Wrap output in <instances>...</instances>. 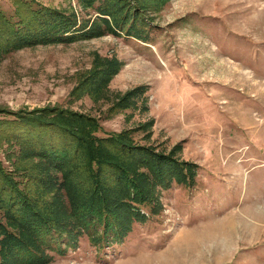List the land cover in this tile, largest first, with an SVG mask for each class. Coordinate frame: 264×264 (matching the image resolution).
Returning <instances> with one entry per match:
<instances>
[{
  "label": "rangeland",
  "instance_id": "374dc122",
  "mask_svg": "<svg viewBox=\"0 0 264 264\" xmlns=\"http://www.w3.org/2000/svg\"><path fill=\"white\" fill-rule=\"evenodd\" d=\"M27 1L74 14L77 24L64 34L79 31L68 43L0 49L2 174L46 199L61 182L56 166L73 152L66 138L15 117L43 109L94 118L99 136L125 132L136 153L173 151L193 173L150 179L148 192L133 193L135 202L129 195V213H118L120 223L115 216L108 230L89 216L75 218L70 244L40 237L42 252L55 256L46 264H264V0ZM17 10L0 0L11 25ZM105 60L119 66L99 85ZM13 204L0 205V231L16 233L5 215L18 210Z\"/></svg>",
  "mask_w": 264,
  "mask_h": 264
},
{
  "label": "trees",
  "instance_id": "16d2710c",
  "mask_svg": "<svg viewBox=\"0 0 264 264\" xmlns=\"http://www.w3.org/2000/svg\"><path fill=\"white\" fill-rule=\"evenodd\" d=\"M13 2L18 7V21L11 25L0 14V37L7 33L12 34L8 39L1 38L0 49H3V45H7L10 50L31 47L44 41L68 43L77 38L75 33L79 30H74L73 34H64L68 33L65 32L66 28L70 31L76 26L74 14L66 16L53 10L33 9L27 0ZM20 10H27L28 16L25 17ZM98 20L99 24L109 28L107 20ZM95 30L101 31L98 27L90 28L92 32ZM45 31H52L54 34H42ZM118 66V62L114 60H105L99 67L104 72V77L98 84L105 85ZM15 117L30 128L50 130L65 137L66 144L72 147L73 152L66 165L56 166L62 178L60 183L52 184L53 187L47 189L53 190L48 199L39 192H26V184L20 189L18 183L9 174H2L0 169V205L5 203L10 206L14 203L13 205L18 207L14 214L5 213L9 226L15 227L16 233H9L6 229L0 231V264H46L55 256H46L42 252L40 243L43 242L40 237L51 240L57 237L61 242L70 244L79 227L75 218L80 220L89 216L98 218L102 231L108 230L109 223H112L115 216L116 225L120 223L118 213H129V195L133 196L131 201L135 202L136 191L140 196L144 191L148 192L150 179L168 182L169 179L177 181L193 175L189 169L184 171L185 166L189 165L175 160L173 151L164 155L145 149L153 153L140 154L135 152L133 140L126 136L125 132L104 133L99 136L102 129L98 121L91 117L62 109L37 110L25 115L15 114ZM53 148L47 150L46 155L49 158L55 156L50 152L54 151ZM42 151L32 149V155H43ZM57 151L59 152V149ZM167 161L169 163H166ZM140 168H146L147 172L140 171ZM80 183L84 184L83 188ZM129 186L131 189L136 187L131 192ZM9 191L14 193L16 198H13ZM5 199L8 201L5 202ZM52 247L58 255L65 252L60 246Z\"/></svg>",
  "mask_w": 264,
  "mask_h": 264
}]
</instances>
